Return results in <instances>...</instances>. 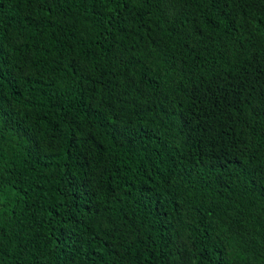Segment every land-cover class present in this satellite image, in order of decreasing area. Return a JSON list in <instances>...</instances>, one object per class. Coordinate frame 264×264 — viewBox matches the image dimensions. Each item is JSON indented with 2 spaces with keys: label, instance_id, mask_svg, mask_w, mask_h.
<instances>
[{
  "label": "trees",
  "instance_id": "1",
  "mask_svg": "<svg viewBox=\"0 0 264 264\" xmlns=\"http://www.w3.org/2000/svg\"><path fill=\"white\" fill-rule=\"evenodd\" d=\"M0 264H264V0H0Z\"/></svg>",
  "mask_w": 264,
  "mask_h": 264
}]
</instances>
